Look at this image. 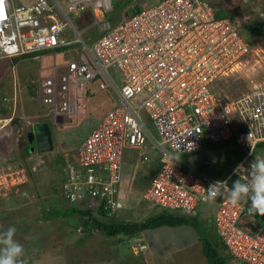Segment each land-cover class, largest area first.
<instances>
[{
	"label": "built area",
	"instance_id": "obj_1",
	"mask_svg": "<svg viewBox=\"0 0 264 264\" xmlns=\"http://www.w3.org/2000/svg\"><path fill=\"white\" fill-rule=\"evenodd\" d=\"M113 10V0H0V58L71 55L63 69L40 78L36 89L55 126L59 117L64 123L89 114L93 84L105 95L103 104H110L77 148L75 161H67V202L91 203L87 208L105 202L115 215L121 210L125 150L139 151L147 162L152 149L159 170L143 199L161 211L193 216L219 198H208L211 184L227 179L231 187L239 176L235 167L224 179L211 177L198 168L196 156H186L206 140H235L246 152L237 165L247 168L264 143V83L229 105L215 91L217 81L252 54L250 43L237 19L219 17L205 0H162L135 16L124 14L118 24L105 20ZM250 205L234 207L222 199L213 222L237 264H264V227L245 222Z\"/></svg>",
	"mask_w": 264,
	"mask_h": 264
},
{
	"label": "rangeland",
	"instance_id": "obj_2",
	"mask_svg": "<svg viewBox=\"0 0 264 264\" xmlns=\"http://www.w3.org/2000/svg\"><path fill=\"white\" fill-rule=\"evenodd\" d=\"M143 1L140 4L144 5ZM205 1L215 8L219 17L237 19L239 30L252 49V54L233 75L215 84L221 103L229 105L264 83V28L261 26L264 22V1L245 0L246 4H241V0ZM133 2L113 0L115 10L108 13L105 20L118 24L124 9ZM156 2L158 0H147L145 6H153ZM71 19L82 33L76 19ZM90 19L93 24L94 20L97 21L93 17ZM87 26L89 23L83 25ZM94 33H97V29ZM70 56L65 51H59L57 54L21 58L19 62L0 58V120L4 118L12 122L4 121L7 126L0 125V232L9 227L16 228L15 239L25 249L27 264H210L203 253L201 234L190 226L162 227L141 232L138 235L149 245L148 251L136 247L141 244L135 237L138 235L107 237L101 232L84 234V222L81 216L71 214V208L75 205L65 200L62 184L68 171L67 161H75L77 148L107 113L110 104H103L105 95L98 93L96 84H93L89 114L75 120L67 119L55 126L45 117L47 109L41 108L36 91L40 78L53 75L56 68L63 69ZM5 97L10 104L4 101ZM14 98L17 107H13ZM5 109L7 114L3 112ZM34 121H47L53 128L52 152L31 151L36 147V142L30 143L25 135L33 131ZM24 144L31 146L26 157L22 153ZM148 154L150 160L143 162L139 151L125 150L123 182L120 186L121 192L123 190L125 193L119 196L121 210L116 213L119 220L141 222L160 211L143 199V192L159 169L158 153L150 149ZM245 155L246 152L235 140L222 144L206 140L200 151L186 157L196 156L200 170L211 177L224 179ZM189 161L193 163L191 159ZM133 176L136 179L130 191L128 185ZM237 179L234 178L230 185ZM221 201L219 197L213 206L195 214L202 219L205 212L204 216L210 223L200 225L202 236L216 244L220 238L213 220ZM87 205L91 203L75 207L86 209ZM253 216L264 227V217ZM179 246H182V250ZM218 251L227 258L228 264H237L225 250L219 248Z\"/></svg>",
	"mask_w": 264,
	"mask_h": 264
},
{
	"label": "trees",
	"instance_id": "obj_3",
	"mask_svg": "<svg viewBox=\"0 0 264 264\" xmlns=\"http://www.w3.org/2000/svg\"><path fill=\"white\" fill-rule=\"evenodd\" d=\"M261 26L264 28V22ZM38 55L40 54L24 56L17 58L15 60L16 62H19L18 60L21 58L24 59L32 56L37 57ZM3 112L6 113L7 112L6 109L3 110ZM260 146L264 147V143ZM29 147H30L29 145L23 147L22 153L25 157L28 155V151H30L31 147L30 148ZM105 206L106 203L102 202V204L98 206L96 209L92 207L82 209L75 206L71 208L72 210L71 214L81 216V219L84 222L83 229L82 228L81 229L83 230L84 234L90 233L91 235H93L96 232H101L107 237H117L120 235L135 236L140 234L141 232L158 229L162 227L177 228L182 226H190L195 230H198L199 233L201 234L200 240L203 245V253L210 264H228L227 258L223 256L220 253V251H218L219 248L225 250L229 254L228 255L229 257L235 259L230 254L226 243L224 242L223 239H221L220 236H219L220 238L219 242H217L218 245L216 243H212L211 240L208 239L206 236L204 235L202 236L200 225H202L203 223L205 224L210 223V221L207 220L208 218L201 219L195 215L189 216L182 213H172V212L160 210L158 213L149 216V218L143 219L141 222H130V221L119 220L116 214L109 215L110 210L109 209L106 210ZM119 212L120 210L117 211V214ZM213 225L215 226L214 222ZM215 230H216V226H215Z\"/></svg>",
	"mask_w": 264,
	"mask_h": 264
},
{
	"label": "clouds",
	"instance_id": "obj_4",
	"mask_svg": "<svg viewBox=\"0 0 264 264\" xmlns=\"http://www.w3.org/2000/svg\"><path fill=\"white\" fill-rule=\"evenodd\" d=\"M4 101L8 102L9 100L7 97H5ZM14 102H15V98H14ZM8 104H10V102H8ZM4 121H8V120H5L4 118L1 119L0 125H4ZM9 122L10 121H8V123ZM11 123L12 122H10L9 124ZM42 123H47V121ZM42 123H38V121L36 123L35 122L32 123L33 131L30 133L34 135L33 142H36L35 135L37 133V130L35 129V125ZM51 131L53 138V134H54L53 128H51ZM30 133L27 132V134L25 135L26 140L29 139L28 135ZM53 145H54V140H53ZM190 145H191V149L189 150L188 148V150L192 151L194 149V145L192 144ZM22 146L26 147V144ZM36 149H38L37 146L34 148V151ZM179 159L180 157H178L176 161H178ZM242 170L245 173L243 179H241V175H240ZM233 174L238 175L239 179L235 180L232 183L231 187L228 186L227 179L223 181H215L213 184H211L209 188L205 190L208 193V198L214 199L217 196H219L222 199H227L228 202L234 207L239 206L241 204L245 205L250 201L251 205L250 207H248L249 214L259 215L261 217H264V156H259V155L254 156V159L248 165L247 168H245L243 164L237 165L236 168L233 170ZM228 179H231V177H229ZM15 234H16L15 227H9L7 230L0 232V264H25V261L23 259L25 255V249L23 245L20 244L15 239Z\"/></svg>",
	"mask_w": 264,
	"mask_h": 264
},
{
	"label": "water",
	"instance_id": "obj_5",
	"mask_svg": "<svg viewBox=\"0 0 264 264\" xmlns=\"http://www.w3.org/2000/svg\"><path fill=\"white\" fill-rule=\"evenodd\" d=\"M139 10H140L139 7L132 6L128 9L127 13L125 14V17L135 16L136 13L139 12ZM58 122L63 123V118L59 117ZM36 130L37 133L35 135V140H36L37 148L42 152H52L54 150V145H53L52 131L50 125L48 123L37 124ZM28 138L30 143L33 144L34 135L30 133L28 135ZM31 151H34V148L31 149ZM255 225L258 227L257 224ZM254 230L255 229H253V231Z\"/></svg>",
	"mask_w": 264,
	"mask_h": 264
},
{
	"label": "crops",
	"instance_id": "obj_6",
	"mask_svg": "<svg viewBox=\"0 0 264 264\" xmlns=\"http://www.w3.org/2000/svg\"><path fill=\"white\" fill-rule=\"evenodd\" d=\"M116 1H118V0H116ZM161 0H158V2H156L155 4H157V3H159ZM252 1H254V2H257V3H261L262 1H264V0H252ZM141 3V0H134V2L133 3H130V4H128V6H127V9L128 8H130V7H132V6H134V5H137L138 7H140V8H143L144 6H145V4L147 3V0H144L143 1V4L144 5H142V4H140ZM246 4V1L245 0H241V4ZM127 9H124V14L126 13V11H127ZM215 9V8H214ZM122 15V14H121ZM120 15V16H121ZM123 17H124V15H123ZM123 17L121 16V21L123 20ZM236 19V18H235ZM120 21V22H121ZM120 22H118V23H120ZM13 106H15V107H17V103L16 102H14L13 101ZM21 106H23V104L21 105ZM31 109L32 110H34L33 109V107L31 106ZM35 123L37 122V121H34ZM1 128H3V126H1ZM83 143V142H82ZM81 143V144H82ZM257 155H259V156H264V147H261L259 150H258V152L257 153H255L253 156H252V160L254 159V156H257ZM158 170L159 169H157V172H158ZM157 172H156V174H157ZM156 176V175H155ZM135 179H136V177L135 176H133L132 177V181H130L131 183H129V185H128V190H130V189H132L133 187V184H134V182H135ZM123 182V181H122ZM150 183H151V181L149 182V184H148V186H147V189L150 187ZM132 187V188H131ZM147 189L143 192V193H145L146 191H147ZM131 191V190H130ZM124 191L122 190V192H121V190H120V193L122 194ZM125 193V192H124ZM144 195V194H143ZM204 215H206L205 214V212H204ZM205 217L206 216H202V219H205ZM245 222L247 223V222H249V223H251L252 222V224H257L258 226H260V227H263V226H261V221H257V219L253 216V215H250V214H247V216H245ZM149 230H147V231H145V233L146 232H148ZM135 237H137L139 240H140V243L141 244H143L142 246H144L145 248L144 249H147L146 251H148L149 250V245L146 243V241L143 239V237L142 236H135ZM180 247V250H182V246H179ZM26 255V254H25ZM24 255V257H23V259H24V261H25V256ZM80 255V254H79ZM78 255V256H79ZM26 262V261H25ZM25 264H27V263H25ZM30 264H32V263H30Z\"/></svg>",
	"mask_w": 264,
	"mask_h": 264
},
{
	"label": "flooded vegetation",
	"instance_id": "obj_7",
	"mask_svg": "<svg viewBox=\"0 0 264 264\" xmlns=\"http://www.w3.org/2000/svg\"><path fill=\"white\" fill-rule=\"evenodd\" d=\"M35 129H36V125H35Z\"/></svg>",
	"mask_w": 264,
	"mask_h": 264
}]
</instances>
